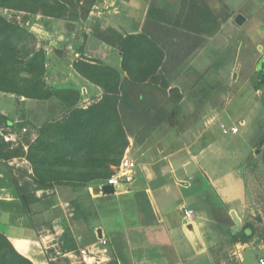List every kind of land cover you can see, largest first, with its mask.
<instances>
[{
  "label": "crops",
  "instance_id": "obj_1",
  "mask_svg": "<svg viewBox=\"0 0 264 264\" xmlns=\"http://www.w3.org/2000/svg\"><path fill=\"white\" fill-rule=\"evenodd\" d=\"M109 1L120 11L119 15H111L115 22L113 28L125 36L144 26L145 32L148 28H158L160 24L146 22L148 7L153 5L164 10L173 0H119V4L117 0ZM53 21L46 18L44 25L48 35L60 40L63 32L58 33ZM233 23L237 24L230 19L222 22L217 33L205 38L203 46L210 47L221 38L224 52L233 36L230 31ZM72 35L77 41L78 35ZM97 47L102 49L96 60L119 66L121 57L115 47L104 43ZM68 49L71 53L75 51L73 45ZM201 52L198 54L212 55L211 51ZM190 66L185 71L172 66L164 69L163 75L169 82L166 97L170 89H176L181 95L175 103L142 98L126 102L123 122L128 145L123 156L135 161V177L131 184L117 188L114 197L104 194L103 188L100 190L104 184L99 182H92L85 189L74 190L62 185L34 192L28 178L32 172L28 161L21 167L15 165L12 171L0 162V224L4 226L0 233L20 255L32 264H75L74 256L79 250L95 246L101 249L99 239L108 236L110 241L113 237L114 241L121 239L123 251L133 260L129 259V264H138L139 253L140 264H206L203 260L208 254L209 239L235 233L231 213L239 219L238 206H243V202L240 204L237 199L242 195L235 188L238 177L233 173L238 174L237 169L262 138L264 86L255 89L253 75L259 69L250 74L232 69V78H229V70ZM193 72H198V79L188 78ZM70 76L71 79L55 82H77L86 88L88 95L95 93L97 100L101 97V89L74 70ZM250 76L252 81L248 79ZM179 80L184 82L178 85ZM166 106L174 108L163 116H156L151 110ZM221 124L238 126L239 132L223 135ZM14 183L32 185L29 190L39 201L23 207L14 193ZM89 200L94 213L85 216L84 211L92 212ZM183 205L192 210L189 218L181 210ZM114 252L112 242L109 256L103 254L101 260H109Z\"/></svg>",
  "mask_w": 264,
  "mask_h": 264
},
{
  "label": "trees",
  "instance_id": "obj_2",
  "mask_svg": "<svg viewBox=\"0 0 264 264\" xmlns=\"http://www.w3.org/2000/svg\"><path fill=\"white\" fill-rule=\"evenodd\" d=\"M74 1L87 2L0 0V92L35 101H45L53 97L65 98V103L70 108L64 121L42 126L36 140L29 145L25 159L31 166L32 172L28 178L32 181L34 192L62 185L70 186L74 190L85 189L92 182H106L112 174L111 167L119 164L128 145L123 120L127 111L126 102H133L135 99L131 90H142L146 95L151 92V98L155 101L166 99L175 103L181 99L176 89L169 90V97L165 95V90L169 87V82L163 75L167 55L158 41L144 31L146 26L140 32L125 36L115 30L98 34L104 44L119 51L120 69L89 59H80L73 63L77 74L103 91L102 97L94 105L86 109L73 108V101L78 99V93L50 88L45 80V51L26 50L27 45L23 43L29 39L33 41V36L18 23L7 20L1 10L62 19L69 13V5H73ZM89 1L90 4H96L100 0ZM185 5L181 16H177L173 23L167 21L166 25H161L170 16L152 5L148 7L145 19L147 23L153 21L160 24L158 28L163 31L165 29L174 35H181V51L190 50L192 53L203 45V36L217 33L224 21L202 1L193 0L188 7ZM170 23L172 25L168 27ZM257 76L260 81L255 85L256 90L264 86V72L260 71ZM155 86L158 88H152ZM173 108L174 106L152 107L151 110L155 111L156 116H163ZM129 110L133 112V108ZM1 122L6 127H12L13 124L3 116L0 117ZM17 156L5 153L0 145V161L7 163L8 159ZM6 163L4 166L10 171L14 170ZM29 185H14L18 199L25 208L39 201L30 192ZM87 203L92 212L84 211L85 216L94 213L92 202L89 200ZM235 227L236 223L233 228ZM245 229L253 231L251 225L240 226L235 234L245 239L250 238L245 234ZM0 264L32 262L20 255L8 238L0 233Z\"/></svg>",
  "mask_w": 264,
  "mask_h": 264
},
{
  "label": "rangeland",
  "instance_id": "obj_3",
  "mask_svg": "<svg viewBox=\"0 0 264 264\" xmlns=\"http://www.w3.org/2000/svg\"><path fill=\"white\" fill-rule=\"evenodd\" d=\"M191 1L193 0H173L171 3H168V6L165 7L164 10L161 9V11L170 17L163 21V24L161 25H166L167 21L171 23H173V21L175 22L178 18L177 16H181L183 6L186 4L188 7ZM199 1H202L203 4L208 6L220 20L226 21L227 19H230V21H234L237 14H240L244 18V22L240 26L233 23L230 31L234 34L232 33L233 36H231V39L229 40L230 44L224 52H222L224 42L220 38L214 45L211 44L210 47L208 46L205 48V45H201L196 50L197 52L194 51L196 52L195 55H193V52L190 53V50L188 52L181 51L183 48V38L181 35H174L167 32L165 29L163 31V29L159 28H148L146 30L147 34L149 32L148 35L158 41V43L163 47L165 55H167V62L164 69L166 70L169 66H172L173 68L177 67V69L180 68L185 71L189 69L188 66L192 64L193 69H197V67L200 66L203 68L208 67V69L217 68L222 71L229 70L227 72L229 78H232V69H242V71L246 74H250V72L257 69L264 72V0ZM117 2L118 4L120 3L119 0H117ZM228 4L230 6L229 10L227 9ZM69 7L70 11L65 18L54 19L53 21L54 26L57 27L56 30L59 29L58 33L63 32L60 34V40L54 38L52 35H48L47 27H45L47 25H44L46 23L45 17L40 15L32 16L27 13L6 9L1 10V14L7 20L18 23L23 29H26L29 34L33 36V41H31V39L24 41L23 44L27 45L26 50L42 49L45 51V80L47 85L54 90H68L78 93V99L73 101V108L86 109L91 105H94L102 97V90V95L97 100L95 93L93 94L90 92V95H88L86 88L82 87V85H79L77 82L62 84L61 82L56 83L55 81H65L67 79H71L72 76H70V74L74 70L73 63L80 59L95 60L106 65L104 62L95 59L98 56L97 53L102 49H99L97 46L104 43L99 38L98 34L109 30H115L121 34V32L113 28L115 22H113L111 18V15H114V13L119 15L120 11H117L116 4L109 0H100L99 2L96 1V4H90L89 0H87V2L74 1L73 5H69ZM86 10L88 11L87 13L85 12ZM171 23L167 26L170 27L172 25ZM134 32L137 33L140 31L135 30ZM73 33L78 35L77 41L73 39ZM158 34L159 37H157ZM203 37L206 38L209 36ZM49 42H55L56 44L51 45ZM62 43H64V46ZM68 45L71 47L72 45L74 46L75 51L73 53L69 51L68 48L71 47H67ZM240 45H242L241 49H239ZM211 47L213 48L212 50L210 49ZM203 48L204 50H202ZM203 51H211L212 55L198 54L200 52L205 53ZM69 53L72 57H70ZM85 55H90V58H87ZM118 55L120 54L118 53ZM57 59L60 60L57 62L58 65L56 64ZM109 65H111L110 67L120 69L121 60L119 66L117 67L114 66L116 65L114 62H109ZM259 71L255 72V75H253L254 85L260 81L259 76H257ZM197 73L198 72H193V76L188 78H193V80L198 79V76L200 75ZM253 76H250L248 79L252 81ZM223 77L226 78V76ZM165 78H167V76H165ZM233 78H235V76H233ZM52 81H54V83H52ZM166 81L168 80L166 79ZM183 82L184 81L179 80L177 84L180 85ZM199 86L197 85V88H199ZM152 88L157 89L158 86ZM136 91L137 94L135 90H131V95L135 96V99L142 98V100H155L151 98L153 96L151 92L146 95V93L142 90L136 89ZM139 94L141 97H139ZM66 100L67 99L65 98L59 99L58 97H53L45 101H35L0 92V117H6L13 123L12 127H6L3 122L0 123V145L5 153L18 155L17 157L7 160V163L12 165L11 167L14 168L16 167L15 165H19L21 167L24 163H26L25 161L27 160L25 158L29 145L36 140L38 131L42 126L65 120L70 111V108H68V105L65 103ZM262 100L264 102V94H262ZM143 109L146 110L145 108ZM260 126L261 130L264 131V124ZM262 137H264V132ZM263 155L264 140H259L250 152L249 156L245 159L239 169H237L238 174L237 172L233 173L236 177H238L235 188L239 189V192H241L242 195L237 199L240 204L243 202V206H238L239 211L237 215L239 216V219H237L239 224H241L240 226L245 227L247 225H251L253 231H251L250 235H248L250 238L245 239L243 236L236 235L235 233L210 238L208 245L209 249L207 252L208 254L205 260H203L206 261V264H259L260 259L264 260ZM0 162L3 164L6 163V161ZM239 165L236 166L238 167ZM222 182L224 181L222 180ZM14 193L16 194V197H18L15 190ZM114 195L115 194H112L109 197L112 198ZM0 230H4V226L2 224H0ZM233 230H235V232L238 231L235 228H233L232 231ZM106 237L107 238H105V240L107 241V245L109 244L110 247L113 242L116 252H114L113 256L110 257L109 260L102 261L101 264H129V259L130 261H133L128 253L123 251L125 246L120 243V238H118L116 242L114 241V237L112 241L109 240L108 236ZM116 238L117 237H115V239ZM210 242L212 244H210ZM109 247H105V254L108 256ZM91 249L97 251L100 250V247L95 246L93 248L91 247ZM167 255L169 256V253ZM141 259L142 257L139 253L138 264H140L139 262ZM118 260H120L121 263H119ZM203 261L201 262L203 263ZM61 264L68 263L65 262ZM75 264L79 263L76 261ZM156 264L158 263L156 262Z\"/></svg>",
  "mask_w": 264,
  "mask_h": 264
},
{
  "label": "built area",
  "instance_id": "obj_4",
  "mask_svg": "<svg viewBox=\"0 0 264 264\" xmlns=\"http://www.w3.org/2000/svg\"><path fill=\"white\" fill-rule=\"evenodd\" d=\"M220 130L223 135L237 134L239 132V127H228L224 124H221ZM135 169V161L126 156H123L120 159L119 164L112 167V174L106 180L104 185L112 186L115 193L116 189L120 186L129 185L134 181ZM103 186L100 187V190H102ZM181 210H183L185 216L188 218L192 215V210H188L184 205L181 207ZM98 244H100L102 248L97 251L90 248L79 250L78 253L74 256L76 261L79 264H101V257L106 253L105 247L107 246V241L104 238H101L99 239ZM259 264H264V260L260 259Z\"/></svg>",
  "mask_w": 264,
  "mask_h": 264
},
{
  "label": "water",
  "instance_id": "obj_5",
  "mask_svg": "<svg viewBox=\"0 0 264 264\" xmlns=\"http://www.w3.org/2000/svg\"><path fill=\"white\" fill-rule=\"evenodd\" d=\"M235 23H237L238 25H242V23L244 22V18L242 17V15H237L234 19ZM103 193L106 194V195H110V194H113L114 193V189L112 186L110 185H104L103 186ZM232 217L235 219V223H236V227L235 229H239L240 225H239V222L238 220L236 219L234 213H231ZM251 233V230L249 229H246L245 230V234L248 236L250 235ZM98 237L100 238L101 237V233L100 231H98Z\"/></svg>",
  "mask_w": 264,
  "mask_h": 264
}]
</instances>
